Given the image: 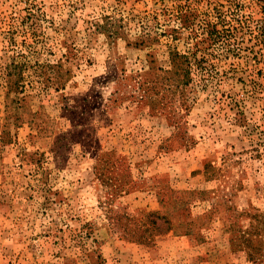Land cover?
Instances as JSON below:
<instances>
[{
  "label": "rangeland",
  "instance_id": "1",
  "mask_svg": "<svg viewBox=\"0 0 264 264\" xmlns=\"http://www.w3.org/2000/svg\"><path fill=\"white\" fill-rule=\"evenodd\" d=\"M0 264H264V0H0Z\"/></svg>",
  "mask_w": 264,
  "mask_h": 264
}]
</instances>
